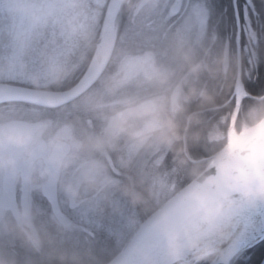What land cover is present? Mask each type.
I'll return each mask as SVG.
<instances>
[{"label": "rangeland", "instance_id": "obj_1", "mask_svg": "<svg viewBox=\"0 0 264 264\" xmlns=\"http://www.w3.org/2000/svg\"><path fill=\"white\" fill-rule=\"evenodd\" d=\"M124 1L127 7L123 10V5L121 6L113 26L117 37L114 47H117L112 50L109 71L104 73L101 79L103 81L79 101L57 111L59 123L63 121L61 118L64 116L70 118L68 129L71 141L74 139V148H77V144L85 147L89 142L103 148L109 144L114 149L112 160L118 166L129 169L120 174H127L129 178H124L125 182H122V177L118 178V193L106 199V204L103 205L104 238H112L109 252L103 249L99 255L88 254L73 259L82 264H104L109 261L145 218L138 209L139 204H148L142 206L143 208H156L178 190L176 180L183 160L179 145L175 141L173 118L181 103L189 99L183 86L189 81L191 72L197 67L205 66L203 58L198 60V53L205 42L202 38L207 29V22L209 23L207 19L210 10L208 11L207 0H183L179 4V11L174 13L170 11L172 0H148L140 7L139 0ZM91 2L92 0H48L47 4L51 7L45 10L46 12H38L33 11V7L41 6L43 0H0V9L7 14L0 20V82H15L33 88L55 90L50 86L57 83L62 85L68 80L71 72L68 68L60 69V62L55 63L57 66L48 64L42 69L36 65L37 56L27 55L29 59L25 58L24 45L30 40L27 23L34 19L36 25H39L46 15L68 14L64 9L69 6H85L86 9L83 10H87L91 7ZM93 3L96 7V12L92 15V23L96 29L93 39L95 45L109 0H93ZM13 4L18 6L13 9ZM12 9L13 11L8 13ZM15 10L17 13H14ZM242 17L243 20L247 19L245 14ZM213 29L215 30V26ZM249 44L241 46L242 76L254 78L259 70L256 33L250 36ZM145 54L149 56L146 62L142 60ZM93 55L92 53L91 57ZM188 63L192 65L187 67ZM227 63L223 65L224 72ZM32 65L35 67L32 68ZM130 78H134V82L126 84L125 81ZM190 83L196 86L194 81ZM257 89L260 90V87ZM56 90H61V87ZM262 90L259 97L264 94V86ZM244 98L249 97L244 96L241 101ZM116 102H122V105ZM228 102H232V109L212 124L208 133L210 140H228L232 128L240 135L244 130L251 129L264 116L263 109L260 120L255 124L240 122L239 105L234 124L231 126L235 95L225 104ZM109 103L113 104V108L105 107V104ZM161 111L169 129L168 136L164 138L155 134L161 124L157 113ZM40 112L35 106L27 104H0V120L8 118V115L9 118L32 120ZM92 120L98 121V124L91 125ZM66 129L65 127L64 130ZM64 130L62 128L60 131ZM80 132L82 140L79 138ZM191 161L198 163L201 160ZM206 164L207 160L202 164L203 167ZM80 176L82 177V174ZM84 222L92 225L95 221L87 216ZM213 256L190 262L199 258L197 256L176 264H208L207 261ZM249 257L250 255L243 257L245 264H253ZM253 259L255 260V257Z\"/></svg>", "mask_w": 264, "mask_h": 264}, {"label": "water", "instance_id": "obj_2", "mask_svg": "<svg viewBox=\"0 0 264 264\" xmlns=\"http://www.w3.org/2000/svg\"><path fill=\"white\" fill-rule=\"evenodd\" d=\"M124 0H109L98 35L109 24H114ZM146 0H141L140 7ZM179 1V0H176ZM235 1V0H234ZM176 6L172 12L176 11ZM236 20V58L240 71V23L237 7H234ZM94 55L82 76L66 89L47 90L23 85L0 82V104L24 103L46 109L64 106L81 96L94 84L103 72L108 57L94 61ZM145 61V60H144ZM264 94L259 99H263ZM241 99H236L230 125L233 126ZM41 122L10 120L0 125V158L8 154L9 160H16L26 149L33 133L41 127ZM252 132L233 146L226 144L215 153L207 165L189 182L169 196L152 213L146 216L134 229L119 251L104 264H176L197 257L186 248L170 249L167 230L182 226L194 234L216 238L210 244L217 250L208 264H231L232 260L264 239V199L254 193L264 188V116L251 127ZM21 135L24 139L13 147ZM18 143V142H17ZM68 144L56 142L48 156L42 144L30 150L25 162L28 166L37 158L45 160L47 179L42 183L41 192L52 206L60 221L62 215L56 202V183L59 166L68 152ZM199 177V179H198ZM207 181V183L201 181ZM13 177L3 180L4 191L13 188ZM27 176L22 177V190L26 191ZM194 193H201L199 201ZM244 193L250 195L245 196ZM220 209L208 220L194 228V222L213 207ZM230 218L228 221L227 219ZM231 220V221H230ZM227 222V227L225 223ZM219 247V248H218ZM185 253L187 256L184 257ZM189 253V254H188ZM259 264H264V256Z\"/></svg>", "mask_w": 264, "mask_h": 264}, {"label": "flooded vegetation", "instance_id": "obj_3", "mask_svg": "<svg viewBox=\"0 0 264 264\" xmlns=\"http://www.w3.org/2000/svg\"><path fill=\"white\" fill-rule=\"evenodd\" d=\"M182 1L172 0L171 8L176 5V12H178ZM211 1L213 4L215 0ZM242 12L248 17L246 8ZM243 15L240 13V17ZM213 18V12L209 11L208 20L210 19V22H207V25L212 22ZM211 27L212 31H215L213 30L214 25ZM254 33L256 32L253 25L248 29L244 27L243 35L240 36V44L243 38L244 44L250 45L249 39ZM186 65L190 67L192 64ZM101 79L102 77L100 82L103 81ZM131 82H134V78L125 81L126 84H131ZM82 97L58 109L67 108ZM116 103L121 104L122 102ZM105 107L113 108V104H105ZM36 108L41 112L32 120L9 117L0 120V125L10 120L42 123L41 127L33 133L19 158L9 160L8 154L0 158V264H82L73 259L88 254L96 256L103 249L109 252L112 238H104L103 205L106 204V199L118 193L120 189L118 178L122 177V182L129 178L127 174L120 175L129 169L118 166L112 160L114 149L109 144L103 148V146L97 147L89 142L85 147L77 144V148H74V139L71 141L68 129L69 116L61 118L63 121L59 123L58 109ZM98 120L100 124V119ZM90 123L96 126L98 121L92 120ZM65 127L66 130H64ZM62 128L64 132L60 131ZM80 135L81 132L79 133L81 139ZM23 139V135L18 137L13 147L16 148ZM56 142L66 143L69 147L59 166L55 192L58 210L63 221L58 219L52 206L41 192L42 183L47 179L45 160L39 157L29 166L28 162H25L30 150L37 145L42 144L44 154L48 156ZM5 176L9 179L13 177V188L10 191L3 189ZM23 176H27L26 191L22 190ZM78 177L79 180H77ZM145 205L148 204L140 203L138 209ZM87 216L94 218L95 222L92 225L84 222Z\"/></svg>", "mask_w": 264, "mask_h": 264}, {"label": "trees", "instance_id": "obj_4", "mask_svg": "<svg viewBox=\"0 0 264 264\" xmlns=\"http://www.w3.org/2000/svg\"><path fill=\"white\" fill-rule=\"evenodd\" d=\"M47 2L48 0H43L41 6L33 7V11L43 12L47 10L51 7L48 6ZM207 2L209 4L207 5L208 10L213 12L212 24L219 35L220 44L214 46V52L208 58L207 65L192 73L188 83L183 86L189 99L184 102L173 118L172 127L175 141L179 145L180 156L183 160L176 180L178 189L195 177L204 168L202 164L223 147L225 139L210 140L208 133L217 118L232 109V102L225 103L231 98L236 81L235 19L233 10L230 0H215L213 4L211 0H207ZM251 2L252 5L246 6V11L247 15L253 19V27L257 34V65H259V70L256 77L247 78L242 76V79L247 91L251 95L259 96L263 92L264 86V0H251ZM17 4L11 5L13 9L18 6ZM90 5L91 7L87 8V10H83L84 8L86 9L85 6L80 7L78 5L69 6L68 9L65 7L64 11L67 10L68 14L52 13L46 15L39 25H36V20L33 18L31 22L27 23V28L30 30V40L28 44L24 45L25 58L29 59L27 55L37 56L36 65L42 69L48 64L57 66L58 62H60V69L68 68L69 72H71L68 80L62 85L57 83L50 86L52 89L56 90L59 87L66 89L71 86L82 74L90 60L93 53V39L96 30L92 23V15L94 11L96 12L93 0L89 3ZM126 7L127 4L124 3L122 6L123 10ZM13 9L9 10L8 13H11ZM239 9L240 13H242L243 8L240 6ZM0 11V20H2V16L4 17L7 14L2 9ZM15 12L17 13V10ZM31 13L30 15H32ZM8 17L12 20V17L9 15ZM224 40L228 48V63L225 72L223 71L224 64L221 59V45ZM244 43L245 40L241 38V45ZM206 47L207 42H204L199 49V53L197 50L199 54L198 60L204 56ZM65 57L66 59H64ZM34 67L35 65H32V68ZM26 69H28V66ZM190 81H194L196 86L191 85ZM5 83L23 85L15 82ZM259 87L260 90L257 89ZM196 92H199V94L196 95ZM263 109L264 99L244 98L240 104L238 120L253 125L260 120ZM191 160L201 161L193 163ZM154 209L155 207L139 208L143 217L148 216ZM246 255H250L249 259L253 260V264H258L264 256V239L235 257L231 264H245L246 260L243 257ZM254 257L255 260L253 259ZM201 258H195L190 262ZM189 263L183 262L182 264Z\"/></svg>", "mask_w": 264, "mask_h": 264}, {"label": "bare ground", "instance_id": "obj_5", "mask_svg": "<svg viewBox=\"0 0 264 264\" xmlns=\"http://www.w3.org/2000/svg\"><path fill=\"white\" fill-rule=\"evenodd\" d=\"M230 3H231V8H232V10H233V15H234V7L236 6L237 7V10H238V16H239V23H240V36H242L243 35V30H244V27L246 28V29H248V27H250V26H252L253 25V19H251V17L250 16H248V17H246L247 19L246 20H243V17H240V9H239V7L241 6L242 8L245 6V8H246V6L248 5V4H250V5H252L251 3V0H230ZM174 6H176V5H173L172 6V8L174 7ZM172 8L170 9V11L172 12ZM176 12V11H175ZM172 13H174V12H172ZM242 15H243V12L241 13ZM119 15V14H118ZM118 18V17H117ZM234 19H235V15H234ZM117 20V19H116ZM208 20V19H207ZM209 21H210V19H209ZM244 21V22H243ZM212 23V22H211ZM210 23V24H211ZM210 24H208V25H206V32H205V34L203 35V41H205V42H207V49H206V51L204 52V56L202 57L203 59H202V61H203V63H204V65L206 66L207 65V60H208V58L212 55V53L214 52V46H217V44H220V40H218L219 38H218V34L215 32V31H212V27L211 26H213V25H210ZM114 24H109V25H107L106 26V28H104V30L101 32V34H100V36H99V39H98V45H97V47H96V54H95V58H94V61H96V60H98V59H100V58H106V57H108L109 56V54H110V52H111V48H112V45H113V49L112 50H114L115 49V47H117V46H115L114 47V41H115V38H117L116 37V35H115V32H114ZM214 30V29H213ZM236 30H237V27H236V20H235V40H236ZM226 40V39H225ZM225 40H224V42H223V44L221 45V47H222V51H221V54H222V63L223 64H225V62H227L228 61V57H227V55H228V53H227V51H228V48H227V43H225ZM241 45V44H240ZM94 49H95V45H94V47H93V53H94ZM235 52H236V41H235ZM111 54H112V52H111ZM111 54H110V56H111ZM110 58V57H109ZM149 58V56H148V54H145V56H144V58H143V60H147ZM91 59H92V57L90 58V60H89V62H88V64L90 63V61H91ZM109 66H110V61L108 60V62H107V64H106V66H105V68H104V70H103V72L101 73V75L98 77V79L94 82V84H92L87 90H86V92H84L81 96H79L78 98H80V97H82L84 94H86V93H88V92H91V90H92V88L93 87H95L98 83H100V78L101 77H103L102 75L104 74V73H107L109 70ZM205 66H203V67H197L196 68V70L194 71V72H196V71H198L200 68H204ZM238 64H237V58H236V81H235V83H234V88H233V92H232V96H234L235 95V97H236V99H239V98H242V97H250V98H253V99H257V100H263V99H259L260 97L259 96H254V95H251L248 91H247V89H246V87H245V85H244V83H243V79H242V75H243V73H242V63H241V60H240V71H238ZM88 67V66H87ZM87 67H86V69H87ZM85 69V70H86ZM85 70L82 72V74L85 72ZM108 70V71H107ZM193 72V73H194ZM185 73V72H184ZM82 74L79 76V78L82 76ZM78 78V79H79ZM78 79L74 82V83H76L77 81H78ZM73 83V84H74ZM9 84H11V83H9ZM72 84V85H73ZM13 85H17V84H13ZM71 85V86H72ZM186 85V84H185ZM70 87V86H69ZM68 87V88H69ZM197 94H199V92H196V95ZM200 94H201V92H200ZM263 95H261V97H262ZM77 98V99H78ZM77 99H75V100H77ZM75 100H73V101H75ZM188 100V99H187ZM187 100H185L184 102H186ZM72 101V102H73ZM184 102H182L181 103V105H180V107L179 108H177V110H176V112L182 107V105L184 104ZM12 103V102H11ZM20 104H24V103H20ZM27 105H29V104H27ZM30 106H33V105H30ZM35 107H37V106H35ZM62 107V106H61ZM235 107V106H234ZM58 108H60V107H58ZM58 108H55V109H58ZM175 112V113H176ZM8 117H10L9 115H8ZM217 120H218V118H217ZM216 120V121H217ZM21 121V120H20ZM252 132V130L251 129H246V130H244L243 132H242V134H240V135H238V134H236V132L234 131V129L232 128V129H230V132H229V139L227 140V138L225 139V144H226V142L227 141H229L230 142V145L231 146H233L235 143H237L238 141H240L241 139H243L244 137H246V136H249L250 135V133ZM224 144V145H225ZM223 145V146H224ZM218 152V151H217ZM216 152V153H217ZM213 156V155H212ZM211 156V157H212ZM208 159H207V163H208ZM207 165V164H206ZM205 165V166H206ZM189 182V181H188ZM184 186V185H183ZM162 204V203H161ZM160 204V205H161ZM157 208V207H156ZM155 208V209H156ZM154 209V210H155ZM220 209V206H217V207H213V208H211L210 210H208L204 215H202L199 219H198V221H196V222H194V223H192L193 224V226H194V228H196L198 225H199V223H201L202 221H204V220H208V219H210L212 216H214V214L218 211ZM153 210V211H154ZM152 211V212H153ZM151 212V213H152ZM230 218H228L227 219V221L229 220ZM231 221V220H230ZM225 226L227 227V222L225 223ZM216 234L214 233V235L212 236V237H209V236H205V238L211 243V242H213L214 241V239L216 238V236H215ZM215 237V238H214ZM219 248V247H218ZM187 250V249H186ZM245 251V250H244ZM243 251V252H244ZM189 254V253H188ZM185 256H187V253H185V255H184V257ZM237 257V256H236ZM195 258V257H194ZM262 260V259H261ZM233 261V260H232ZM261 262V261H260ZM259 262V263H260ZM258 263V264H259Z\"/></svg>", "mask_w": 264, "mask_h": 264}, {"label": "clouds", "instance_id": "obj_6", "mask_svg": "<svg viewBox=\"0 0 264 264\" xmlns=\"http://www.w3.org/2000/svg\"><path fill=\"white\" fill-rule=\"evenodd\" d=\"M157 117L160 119L161 124L160 127L155 130V134L161 138L167 137L169 129L162 111L157 113ZM201 182L207 183V181L203 180ZM243 195L248 196L250 194L244 193ZM254 195L258 199H264V188L259 189ZM193 198L199 201L203 196L201 193H194ZM167 240L170 249L186 248L198 257L213 256L217 254V250L212 247L210 242L203 235L194 234L182 226L170 227L167 230Z\"/></svg>", "mask_w": 264, "mask_h": 264}]
</instances>
